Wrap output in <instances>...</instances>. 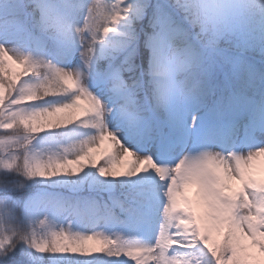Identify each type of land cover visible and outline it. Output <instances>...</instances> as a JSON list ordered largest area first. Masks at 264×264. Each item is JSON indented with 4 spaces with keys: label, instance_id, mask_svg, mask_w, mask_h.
<instances>
[{
    "label": "snow or ice",
    "instance_id": "obj_1",
    "mask_svg": "<svg viewBox=\"0 0 264 264\" xmlns=\"http://www.w3.org/2000/svg\"><path fill=\"white\" fill-rule=\"evenodd\" d=\"M0 264H264V0H0Z\"/></svg>",
    "mask_w": 264,
    "mask_h": 264
}]
</instances>
